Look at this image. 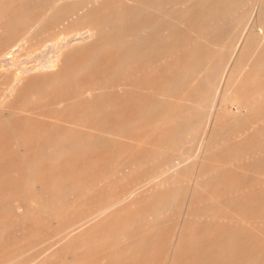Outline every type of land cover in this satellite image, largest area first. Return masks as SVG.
Listing matches in <instances>:
<instances>
[{"label":"bare ground","instance_id":"1","mask_svg":"<svg viewBox=\"0 0 264 264\" xmlns=\"http://www.w3.org/2000/svg\"><path fill=\"white\" fill-rule=\"evenodd\" d=\"M245 1L0 0V137L7 132L11 149L25 163L22 184L37 196L32 200L14 197L5 207V213L9 207L21 217L16 226L29 221L30 210L44 213L52 227L60 225V213L44 206L59 182L71 200L83 203L88 194L82 191L91 186L78 188L79 181L71 180L75 169H67L65 180L51 178L50 184L42 164L74 165L96 147L113 158L127 155L130 159L122 163L124 170L137 172L142 176L139 181L153 184L149 197L154 198L153 204L142 214L154 221L157 235L139 239L136 233L125 230L122 251L136 241L143 250L153 245L160 227L168 222L166 213L178 206V190L185 179L194 178L195 182L188 186L179 208L186 219L180 234L172 238L175 246L170 249L169 264H180L182 258L193 254L194 245L186 240L197 216L209 222L218 219L215 212L222 211L237 213L234 219L242 224H264V190L254 187L245 197L225 195L230 188L238 191L256 179L264 182V0H254L255 19L249 31L244 29L228 47L224 39L237 25L235 14ZM201 43L210 44L211 51L201 48ZM225 49L230 55L223 64L218 56ZM20 54L25 60L19 59ZM221 73L220 88L224 89L211 94L215 83L210 76ZM208 99L222 103L208 121V132L190 162L184 158L186 145L180 139L188 131L191 111ZM225 100L240 104L232 119L222 118ZM46 106L59 112L52 129L38 120V108ZM114 115L121 117L116 125ZM142 120L147 126L134 127ZM178 120L183 121V128H164L165 122ZM99 122L104 126L99 128ZM139 130L144 131V137L136 144L137 152L113 150L110 139L133 140L132 132ZM3 153L0 147V155ZM232 173L238 176L227 179ZM214 185L218 190L211 192ZM145 200L135 189L82 206L71 224L58 233L63 237L54 255L34 264H74L78 251L89 247L88 242H78L79 237L126 206L141 205ZM206 201H212L208 207ZM221 229L222 245L211 242L195 252L191 264H218L230 249L264 239L258 229L239 234ZM16 240L11 237V241ZM13 250L8 257L0 255V264H24L18 259L27 250L19 246ZM262 250L254 246L247 256L231 259L232 264H256ZM138 264H142L141 258Z\"/></svg>","mask_w":264,"mask_h":264},{"label":"rangeland","instance_id":"2","mask_svg":"<svg viewBox=\"0 0 264 264\" xmlns=\"http://www.w3.org/2000/svg\"><path fill=\"white\" fill-rule=\"evenodd\" d=\"M254 7V0H246L241 4L238 12L235 14L237 17V19L235 20L237 25L232 27L230 33L226 34L227 38H224L227 42V47L232 44V41L239 39L241 33L244 32V29H246L247 27L248 31L251 29V25L255 19V14H253ZM181 31L184 30L181 28ZM192 44H194V42ZM201 44V48H203L205 51H211L212 47L210 44ZM15 48L16 45L12 47L10 51L14 50ZM229 55L230 52L228 51V49L222 50L221 52H219L218 59L221 63L224 64L228 61ZM25 58L26 57L24 55L20 54L19 59L21 61L25 60ZM210 59H212V57H210ZM220 70L222 71L223 68L221 67ZM221 77L222 73L217 74L213 77L210 76V79L212 78V81H214L215 83L211 94H214L219 90ZM221 89L223 91L224 87H221L220 90ZM49 96L51 95H48L47 97H45V99H48ZM221 103V100L214 103L211 99H208L202 104V107L200 106L201 108L197 107L191 111L192 119L190 120L191 122L189 121V127L191 128L188 127L187 133L184 134L183 139H180V142L185 143L186 148L188 146L187 149L185 148L184 158L188 159L190 162H193L196 157L198 145L202 136L206 132H208V121L214 118V115L218 110L217 108ZM223 105L224 110L222 112V118L226 120L232 119L236 115L238 109H241L240 104H237V101L230 102L228 100H225L223 102ZM38 114L39 122H41V124L46 126L48 129H52L54 127V122H56L54 118L59 115V112L55 108H53V106H46L44 108H38ZM100 117L101 116L99 115V118ZM112 118L115 119V122H113L114 125H116L117 119L121 117L119 115H114L112 116ZM182 123L183 121L181 120L175 121L172 124L168 123L167 121L164 123V128H167L168 130L171 127L181 129L183 128ZM140 124L143 125V127L147 126V122L145 120H142L136 123L134 127L139 128ZM103 126L104 123L99 122V128ZM243 128L245 130H248L245 127H242V129ZM140 133L142 135H140ZM132 134L135 135V139L133 140L122 137H115L113 139H110V142H107L111 143L114 146L113 150H115L116 152H137L139 148H137L138 146L136 144L138 142L142 143L141 141H143L142 139L144 137V131H133ZM3 136L0 137V147L4 151V153L0 155V230L2 229L0 233V244L2 243V246L4 244V247L0 249V255H2L3 257H8L14 254L15 250L13 249L19 246L20 249L27 250L26 253L22 254V256L18 259L20 263L34 264L38 260L49 259L50 256L54 255L55 251L60 247V239L63 236L61 237L58 233L64 231L66 229V226L71 224V222L75 219L76 214L82 211V206H93L98 198L100 202V200L108 199L111 196L122 195L136 189V193L140 196L142 195V198L144 197L146 199L145 203L135 206H126L122 211L114 214L110 220L100 222L93 229L91 228L89 232L79 237L80 240H78V242H88L89 247L83 252L78 251V259L74 264H138L139 258L142 259V264L170 263L172 259L170 249L174 248L175 246L172 238L180 234L184 227L186 219L185 212H179V208L182 207L184 203V197L185 193L188 190V186L190 185V183L192 184L195 182L194 178L185 179V181L180 183V189L178 190L180 196L178 206L173 212L166 213L168 214V216L166 217L168 222L164 224L165 226L163 225V227H160L158 239L154 241L153 245L143 250L142 248L136 246L138 244L136 243L138 241H136L135 244L130 248L122 251L124 239L121 237V234L125 230H131L132 232L136 233L139 239H141L140 236L150 239L151 237H154V235H157L155 233L156 231L153 230L154 221L146 218V216H143V214L150 209L149 206L153 204L152 201H154V198H149L152 194L151 187L153 184L151 185L147 184V182L139 181L142 176L140 174L138 175L137 172L131 173L126 169L124 170L122 163L130 159L127 155L123 157L116 156L113 158L111 157L112 155L104 153L103 150L105 149L96 147L95 150H88L84 160L79 161L74 165L70 164V167L66 163H61L59 166L54 165L51 167L49 166L50 164L48 165L47 163H45L44 165L46 167L42 164V167H44L49 174V176L46 177V181L50 184L52 179L65 180L67 177H69L67 176L69 174L67 172V169H75V172H73L74 174L71 173L74 175L73 177H71V180L79 181V183H76L79 184V189H82L83 185L91 186L90 189L84 188L83 191L81 190L82 192L87 193L89 197L87 196V198L84 199L83 203H80L79 200L75 202V200H71L69 194H67L68 192L65 191V185L62 182H59L55 186L57 190L55 189L50 191L51 193H49L48 198L44 201V206H50L51 210L55 209L54 211L60 213V225L54 228L50 225L48 220L44 218V213L42 214L40 210H30L29 221L16 226L15 221L21 217L19 216V214L12 211L9 207V210L7 209L5 213V207L10 201L14 199V197H18L22 200H32L34 198H37V196L34 195V191L31 188L25 187L24 184H22L26 177V173L23 169L25 166L24 160L17 151H13L11 149L10 142H8L7 140V132H5ZM232 139L233 135L229 137L230 141H232ZM124 145L126 147H124ZM233 159L235 160L236 158ZM70 160H73V158ZM240 162L241 160L239 161V163ZM92 167L93 169H91ZM229 176L230 177L227 179H233L237 177L238 174L232 173ZM254 187L258 188L260 191H263L264 182L259 178L256 179L254 183L248 187H240L238 191L235 190L232 192V189L230 188L229 190L231 191H226L225 195L228 194V196H233L231 194H237L241 195V197H245L249 192H251L250 190L254 189ZM216 190H218L217 185H214L210 188L211 192H214ZM62 191H65L64 194H62ZM220 191H222V189H219V192ZM56 197L57 200L55 199ZM211 202L212 201H206L207 207ZM1 211H3L4 213ZM1 213L3 215H1ZM235 214L237 213L232 214L228 212V214H225L222 211L215 212L214 216H218V219H211L209 222L204 220L202 217L197 216L193 218V222L191 224V234L188 235L187 240H185H191L192 245H194V251L193 254L191 253L189 256L182 258L180 264H191L193 261V257L196 254L195 252H197L198 250H204L206 246L211 244V242L215 246H217L216 243H218L219 246L222 245V241L220 239V230H222V227L226 230L229 229L230 231H234L237 234L244 231L250 232L251 229L261 230L264 234V224L254 225L253 223H239L236 219H234ZM222 218H224V220H220ZM4 223L6 225L7 223H9V225L6 226ZM249 225L251 226V228H247ZM23 228H25V236H23L24 233L21 235L15 234L17 233L16 230H22ZM205 235H211L212 237L205 240ZM13 236L17 238L16 241H11V237ZM214 236L218 237L215 238ZM186 241H184V243H186ZM254 246L263 249L262 255L260 256L256 264H264V239L262 238H260V240H255L253 242V245H248L245 242L241 245V247L238 246L236 248L230 249L229 252L225 253L222 259L218 261V264H232V262H234L232 260L242 258L244 255L247 256L246 254L251 249H254ZM6 249H8V251Z\"/></svg>","mask_w":264,"mask_h":264}]
</instances>
